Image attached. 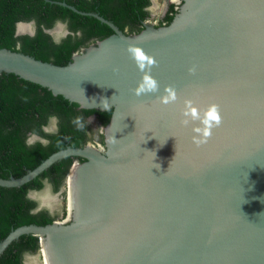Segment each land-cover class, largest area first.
Wrapping results in <instances>:
<instances>
[{"label":"water","instance_id":"water-1","mask_svg":"<svg viewBox=\"0 0 264 264\" xmlns=\"http://www.w3.org/2000/svg\"><path fill=\"white\" fill-rule=\"evenodd\" d=\"M60 4L112 33L65 65L0 47V74L79 108L111 110L105 145H68L19 177H0V186L18 187L64 157L85 159L61 188L67 218L11 229L0 254L21 235H34L36 258L45 251L47 264H264V0H183L168 24L129 34L96 12ZM20 24L28 29L18 30ZM34 31V21L15 25V35ZM45 32L58 42L68 31L58 21ZM130 45L157 61L150 73L157 92L135 95L142 72ZM168 86L177 100L166 105L159 97ZM185 100L201 116L219 105L221 123L199 146L192 137L200 121L181 123ZM40 190L27 194L37 201L34 212L50 208Z\"/></svg>","mask_w":264,"mask_h":264},{"label":"trees","instance_id":"trees-1","mask_svg":"<svg viewBox=\"0 0 264 264\" xmlns=\"http://www.w3.org/2000/svg\"><path fill=\"white\" fill-rule=\"evenodd\" d=\"M65 2L84 12H96L112 21L119 29L128 28L136 33L142 29L140 21L148 17L143 11L148 0H0V47L33 56L36 59L65 65L74 52L87 47L112 33L110 27L91 15L73 11ZM176 10L170 4L164 16L168 24ZM34 21L33 35H15L17 22ZM65 24L67 34L58 42L45 32L56 22ZM111 110L79 108L61 95H53L48 89L17 77L0 74V177H19L34 168L49 154L66 146L81 147L87 140L86 117L95 115L97 121L106 124ZM50 117L56 118V131L44 132ZM82 118L84 128L74 121ZM47 140L27 144L29 134ZM71 156L54 162L31 181L18 187L0 186V240L11 229L25 224L51 223L46 210L34 212L36 201L27 196L31 190H39L47 178L53 191L62 184L72 161ZM81 159V158H80ZM38 237L21 235L0 254V264H23L24 252H35Z\"/></svg>","mask_w":264,"mask_h":264},{"label":"clouds","instance_id":"clouds-1","mask_svg":"<svg viewBox=\"0 0 264 264\" xmlns=\"http://www.w3.org/2000/svg\"><path fill=\"white\" fill-rule=\"evenodd\" d=\"M130 57L135 61L138 69L142 72V79L138 82V86L133 89L136 96H140L145 93H154L159 90V85L157 80L150 74L151 68L157 61L155 58L145 52L141 47L130 45L127 49ZM190 73H194L195 69L190 68ZM160 102L163 104L174 103L177 100V94L173 87L168 86L165 88V95L159 97ZM107 99L102 100V104L107 107ZM183 116L186 119L182 120L181 123L188 124L189 120L200 121V125L193 128V132L198 135L192 137V141L199 146L207 141L212 135V128L219 126L221 123V115L219 110V105L212 103L208 109L201 116L200 111L193 106L191 100H185V108L183 110ZM74 123L77 124L78 128L81 130L84 128L82 118L78 117Z\"/></svg>","mask_w":264,"mask_h":264},{"label":"flooded vegetation","instance_id":"flooded-vegetation-1","mask_svg":"<svg viewBox=\"0 0 264 264\" xmlns=\"http://www.w3.org/2000/svg\"><path fill=\"white\" fill-rule=\"evenodd\" d=\"M167 1V0H166ZM179 1V3H180V5L182 4V2H183V0H178ZM153 3H154V1L153 0H148V4H146V5H144L143 6V8H142V10L143 11H146L147 13H150L151 12V7H152V5H153ZM170 4H175L174 3V1L173 0H168L167 1V6H166V12H165V14L167 13V10L169 9V6H170ZM179 5V6H180ZM178 6H175L174 5V9L176 10V8H177ZM178 12V8H177V10H176V13ZM175 13V14H176ZM165 14L163 15V18L160 20V22H161V25H164L165 23H164V16H165ZM147 20H148V17L147 18H145L144 20H141L140 21V25L142 26V28H144V26L147 24H149L148 22H147ZM21 25V24H20ZM159 26V25H158ZM123 32H125V33H127V34H129V33H131V32H129V30H128V28L127 27H125L123 30H122ZM110 119V118H109ZM107 124V123H106ZM106 124H101L99 121H97V119H96V116L95 115H88L87 117H86V125H87V129H86V134H87V140L84 142V145L83 146H85V145H87V144H91L92 146H94V147H97V145L95 144H92V143H90V140H94L95 141V139L96 140H99V141H101V147H97L98 149L99 148H102V147H104V145H105V141H104V126L106 125ZM56 129H57V127H56V118L55 117H50V119H49V121H48V123L46 124V125H44L43 127H42V130L44 131V132H54V131H56ZM35 141H38V142H40V143H42V144H45L46 142H47V140L46 139H44V138H42V137H40V136H38V135H36V134H29L28 136H27V138H26V143L27 144H33ZM73 159H72V161H71V163H70V166H69V168H68V172H67V174H69V169L75 164V163H78V164H80V163H82V162H84L85 161V159L84 158H81V157H76V156H71ZM81 158V159H80ZM67 174H66V176H67ZM66 176H65V178H64V180H63V182H62V184H60V186H59V188H58V190L57 191H55V193H56V196H57V198H56V200L58 199L59 201L61 200V199H64V198H62V196L64 195L63 193H62V191H61V188H62V186H64L65 185V183H66ZM43 187L41 188V189H43V188H47V189H49L50 191H52V192H54L53 191V189H52V185H51V183L50 182H48V180H47V178H45V179H43ZM34 200V199H33ZM55 200V201H56ZM54 201V200H53ZM37 207V201H36V206H35V208ZM34 208V209H35ZM61 208H60V204H59V202H52V205L50 206V208H47V207H42V208H40L39 210H37V211H41V210H46L47 211V213H48V215L50 216V217H52L53 218V221L54 220H57L60 216V212H61V210H60ZM37 211H35V212H37ZM36 253H38V254H40V251H39V241H38V248H37V250L35 251V252H24L23 254H22V263L23 264H26V263H28L29 262V260H28V257H30V256H33V255H35L36 256ZM35 260V259H34ZM32 264H45L44 262H43V259H42V254L40 255V259H37L36 258V261H35V263H32Z\"/></svg>","mask_w":264,"mask_h":264},{"label":"rangeland","instance_id":"rangeland-1","mask_svg":"<svg viewBox=\"0 0 264 264\" xmlns=\"http://www.w3.org/2000/svg\"><path fill=\"white\" fill-rule=\"evenodd\" d=\"M153 1H154V3L152 5V7H151V12L148 13L147 22L149 24H151V25H154V26H158V25L161 26L160 20L163 18V15L166 12V6H167V1L168 0L167 1L166 0H153ZM173 1L175 3L174 5L178 6L177 8H179L180 7L179 6L180 5L179 1L178 0H173ZM177 8H176V10H177ZM57 33L60 35V34H62V31L58 30ZM90 143H92L94 145L96 144L97 147H101V141H99V140H96V139H95V141L94 140L93 141L90 140ZM41 194H43V195L45 194L46 196H49V201H51V203H49V205H47L49 207L52 205V202L56 203L57 200H58V199L56 200V198H57L56 193L50 191L46 187L43 188L42 190H40V195ZM59 204H60L61 212H60V215H59L60 217L57 220L66 219L67 218V209H66V205H65L64 199H61L59 201ZM30 257H32V256H30ZM33 258L36 261V256L35 255H33Z\"/></svg>","mask_w":264,"mask_h":264},{"label":"bare ground","instance_id":"bare-ground-1","mask_svg":"<svg viewBox=\"0 0 264 264\" xmlns=\"http://www.w3.org/2000/svg\"><path fill=\"white\" fill-rule=\"evenodd\" d=\"M28 29V25H26V24H21V25H19V28H18V30H22V31H25V30H27ZM77 170H74V172H73V174H74V177L73 178H71L70 176H68V178H67V181H68V183H69V196H68V208L70 209L71 207H72V205H73V203H74V201H73V199H72V195H71V190L73 189V184H74V181H75V179H76V175H77ZM70 175V174H69ZM75 178V179H74ZM39 197H40V200H41V202L43 203V204H46V205H49V203H51V201H49V196H46L45 194L43 195V194H41V195H39ZM43 254H44V259H43V262L45 263V264H47L48 263V260H47V257H46V254H45V251L43 252ZM32 263H35V260H34V258H33V256H32V258H30L29 259V263L28 264H32Z\"/></svg>","mask_w":264,"mask_h":264}]
</instances>
